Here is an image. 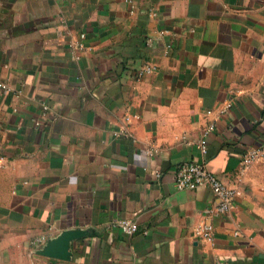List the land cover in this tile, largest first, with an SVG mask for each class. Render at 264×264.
Returning <instances> with one entry per match:
<instances>
[{
  "label": "crops",
  "instance_id": "crops-1",
  "mask_svg": "<svg viewBox=\"0 0 264 264\" xmlns=\"http://www.w3.org/2000/svg\"><path fill=\"white\" fill-rule=\"evenodd\" d=\"M256 147L264 0H0V264H264ZM201 160L239 190L224 215L173 183ZM66 229L68 259L36 252Z\"/></svg>",
  "mask_w": 264,
  "mask_h": 264
},
{
  "label": "built area",
  "instance_id": "built-area-1",
  "mask_svg": "<svg viewBox=\"0 0 264 264\" xmlns=\"http://www.w3.org/2000/svg\"><path fill=\"white\" fill-rule=\"evenodd\" d=\"M84 34H80L79 40L75 42L74 46L77 50H82V39ZM154 71L153 66H147L138 70L137 74L142 75ZM229 106V105H227ZM214 129V124L207 125L202 131L199 139L193 141L195 146L199 149L201 154L206 152V137ZM264 159V148L256 147L247 150L240 158L239 165L241 168H246L255 160ZM173 183L178 190L195 189L197 187H207L218 200V203L210 208L208 211L215 215H224L232 207L233 200L239 190L235 187L224 184L220 178L210 170L204 161H190L178 164L173 173ZM117 226L122 232L131 234L137 230L136 224L129 219H122L113 224ZM196 233L206 240L212 237V228L208 224H204L196 228ZM38 244L42 243V239H38Z\"/></svg>",
  "mask_w": 264,
  "mask_h": 264
},
{
  "label": "water",
  "instance_id": "water-1",
  "mask_svg": "<svg viewBox=\"0 0 264 264\" xmlns=\"http://www.w3.org/2000/svg\"><path fill=\"white\" fill-rule=\"evenodd\" d=\"M85 234L80 229H66L60 232L54 238L46 241V243L38 249V254L57 259H68L70 251V242Z\"/></svg>",
  "mask_w": 264,
  "mask_h": 264
}]
</instances>
